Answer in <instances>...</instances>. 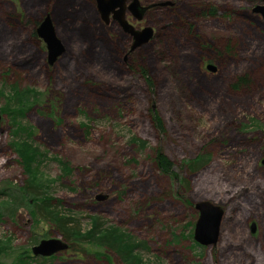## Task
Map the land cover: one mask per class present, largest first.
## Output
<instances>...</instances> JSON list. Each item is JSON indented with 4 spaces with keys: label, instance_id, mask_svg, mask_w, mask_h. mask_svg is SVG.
<instances>
[{
    "label": "rangeland",
    "instance_id": "374dc122",
    "mask_svg": "<svg viewBox=\"0 0 264 264\" xmlns=\"http://www.w3.org/2000/svg\"><path fill=\"white\" fill-rule=\"evenodd\" d=\"M138 2L140 19L124 20L151 36L129 50L131 35L95 0H0V188L30 178L73 218L78 241L48 264H264V20L251 11L262 2ZM44 16L62 48L51 63L32 36ZM20 142L33 151L28 168ZM153 149L173 177L156 170ZM197 157V171L181 167ZM201 199L223 209L214 245L191 237ZM32 224L22 207L1 217L0 241L61 238ZM110 229L129 254L107 246Z\"/></svg>",
    "mask_w": 264,
    "mask_h": 264
},
{
    "label": "trees",
    "instance_id": "16d2710c",
    "mask_svg": "<svg viewBox=\"0 0 264 264\" xmlns=\"http://www.w3.org/2000/svg\"><path fill=\"white\" fill-rule=\"evenodd\" d=\"M32 36H35L34 31H32ZM39 94L40 93H37L31 98L32 100L25 108L26 110L35 103H38L39 96H42L43 93ZM44 95L45 93L43 96ZM25 104L26 103L20 105L18 109L19 111L17 112L18 114L23 111V106ZM23 130L25 132L23 138L26 139L27 136H29V133L26 128ZM28 148L29 147L27 145L22 144L21 142L17 144V149L14 148L19 161L27 168L33 154V151ZM198 158L199 157L183 162L181 167L185 168L189 173L197 171L202 166L201 161ZM152 161L156 170L160 174L169 178L173 177L170 170L171 162L162 151L153 149ZM180 181L186 190L190 189L189 181H186L184 177H181ZM59 203L60 201L58 199H55L52 196H47L40 185L36 184L32 179L25 177L19 184L6 183L0 188V219L5 216L12 217L18 208H25L31 218V224L33 223L32 225H34L38 222L47 223L55 230V232H57L58 236H60L61 239L67 243V249L62 252L68 253L70 252L73 243L77 242L79 239V228L73 223V218L67 216L59 210ZM105 233H108L105 241L107 246L113 249L117 254L123 256L129 254L126 245L127 241L122 238V233H119L116 229H110L108 231L105 230L103 231V238L105 237ZM41 237L43 236L39 233L31 231V236L26 246L19 248H12L0 241V264H48L47 260L52 258V255L49 257H33L29 251L30 246L41 239ZM98 239L99 243L97 244L100 247L103 240L99 237ZM88 252L87 253L93 259L105 260L109 262L108 255H106L102 250L91 249Z\"/></svg>",
    "mask_w": 264,
    "mask_h": 264
},
{
    "label": "water",
    "instance_id": "95a60500",
    "mask_svg": "<svg viewBox=\"0 0 264 264\" xmlns=\"http://www.w3.org/2000/svg\"><path fill=\"white\" fill-rule=\"evenodd\" d=\"M124 0H95L97 10L103 19L107 21L108 15L121 26V28L131 35L132 43L130 49L144 43L151 36V29L143 27L135 30L123 18ZM127 8L135 19H140L141 12L145 7L139 5L137 0H128ZM251 8V11L258 13L264 20V0ZM35 35L43 42L46 60L51 63L62 51L59 40L56 38L49 23L48 17L44 16L35 28ZM208 70H213L212 65L206 64ZM1 118V113H0ZM264 164V159L261 160ZM103 195H95V199H102ZM197 216L192 227V240L201 246L214 245L219 234V226L223 215V209L218 204L208 200H197L193 203ZM250 230H253V223H250ZM67 243L58 237L41 238L30 246L29 251L33 257H49L56 253L65 251Z\"/></svg>",
    "mask_w": 264,
    "mask_h": 264
},
{
    "label": "flooded vegetation",
    "instance_id": "af4514ba",
    "mask_svg": "<svg viewBox=\"0 0 264 264\" xmlns=\"http://www.w3.org/2000/svg\"><path fill=\"white\" fill-rule=\"evenodd\" d=\"M138 1V0H137ZM128 0H124L123 1V7H124V9H123V18H124V15H125V13L127 12V13H130V11H129V9L127 8V5H128ZM139 3V2H138ZM140 5V4H139ZM156 6V5H155ZM154 7V6H153ZM143 11V10H142Z\"/></svg>",
    "mask_w": 264,
    "mask_h": 264
}]
</instances>
